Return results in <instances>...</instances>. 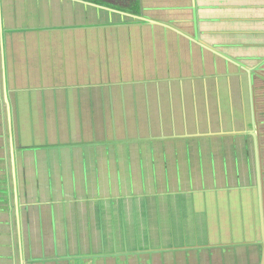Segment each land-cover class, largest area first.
Returning a JSON list of instances; mask_svg holds the SVG:
<instances>
[{
  "label": "crops",
  "instance_id": "0c3cea01",
  "mask_svg": "<svg viewBox=\"0 0 264 264\" xmlns=\"http://www.w3.org/2000/svg\"><path fill=\"white\" fill-rule=\"evenodd\" d=\"M106 1L0 0V264H215L250 244L262 258L260 217L235 229L222 210L216 238L198 230L206 206L176 196L219 188L229 206L246 189L258 208L259 188L264 206V0ZM133 38L142 77L128 66L127 78L142 91L116 82L109 54L126 43L136 61ZM130 91L146 112L128 110ZM74 219L89 242L64 249L60 224Z\"/></svg>",
  "mask_w": 264,
  "mask_h": 264
},
{
  "label": "rangeland",
  "instance_id": "374dc122",
  "mask_svg": "<svg viewBox=\"0 0 264 264\" xmlns=\"http://www.w3.org/2000/svg\"><path fill=\"white\" fill-rule=\"evenodd\" d=\"M98 1L100 3H103L104 5H105V3L108 4V2L106 0H101V1L98 0ZM96 10H97L96 12L100 15V18H102V19L104 18V19H107L108 20V12H103L102 9H96ZM98 10H100V12ZM127 40L128 39H125V42H127ZM138 42H139L138 41V38L131 39V44L135 45L136 47L134 46V48H135L136 51H138V53L136 52V55H139L138 58L136 59V61L132 62L133 64L130 61H128V58L132 57L133 54L130 53L131 47H128V45L126 43H124V45H123L124 47H122L123 49L122 48H119L121 51L124 50V53L127 52L126 55H122L120 57L119 55H117L118 53L115 50H113L115 48H111V51L112 50L113 51L111 53H109V54L111 56V59L113 60L114 69L116 68V66L121 69V71L119 73V76H122V77H119L116 82H120V81L128 82V83H126L124 85V88L128 89L131 86L132 90H135V91H139L140 90V91H142L140 89V86H141L140 83L138 84V86L136 85V87L135 86H132V84L130 83V81L127 78V76L129 75V72L130 71L129 70H126V67L133 66L135 68V71L134 72L135 73H138L139 72L138 71L139 68H137L136 65H137V62H139L142 59V57H143L142 56L143 55V49L140 48V46L138 45ZM122 57H124V58H122ZM120 60H121V62H120ZM146 67H147V65H145L144 68H146ZM234 67H235L236 70H238V71L240 70L239 66H234ZM141 74L142 73H138L137 78L138 77H142ZM93 76H94L95 81L97 82L98 80H97L96 75L93 74ZM94 79H92V80H94ZM108 81L110 82V79L109 78H108ZM97 83H101V82L99 81ZM141 87L144 88V86H141ZM129 93H130V99L127 102V107L129 108L128 110H130V107L135 108V107L138 106L139 108H143L144 112H146V110H147V104L145 102V100H146L145 99V94L144 93H139V92L136 93L134 91H130ZM262 93H264V85H263V88H262ZM127 96L128 95H126V97ZM118 100H119L118 103L121 104V100H122L121 93H119ZM262 101H263V104L262 105H264V99H262ZM166 108H168V107H166ZM261 108H262L261 110H264V107L263 106ZM259 113L261 114V116L259 114V117H258L259 120L262 121V122H264V111L259 112ZM111 114H112L111 112L108 113L109 116ZM108 120L109 119H107V123H108ZM89 123H91V122H88L86 124L87 125V133L89 132V130H88V128H89L88 124ZM251 127H253V126L251 125ZM262 127L264 129V126H262ZM262 133H264V130L262 131ZM260 134H261V132H260ZM262 142H263L262 143L263 144V147H261V152L263 154V165H264V135H263ZM32 144L33 143H32V140H31L29 142V146H31ZM192 146L195 147L194 145H192ZM144 150L146 152H148V148H146ZM203 152H204V155L207 156L206 159H205V162L206 163L204 162L203 163V166L200 167L199 170H200V173L202 172V174H203V171H204L203 176H204L205 181L207 182L208 179H210L209 176H212L213 175L214 170L217 171V169L220 170V168H217L216 166L213 165L212 157L215 155V153H213V151L209 147V145H208V149L207 150H204ZM230 154H232V156H234V152L233 151H231ZM86 156H87V158H89L90 157L89 153H86ZM127 157H129V156L127 155L126 158ZM219 159H221V157H219ZM195 162L198 163V160L196 159ZM241 172H243V170H241ZM173 175H174V173L172 171H170V178H172ZM165 178L167 179V177H165ZM216 180H217L216 177L214 178V180L213 179L212 180L210 179V182L211 183H208L209 186H211L212 184H214V182H216ZM160 181L163 183L162 184V187H164L166 189V187L168 185L167 181H165L164 178L163 179H160ZM218 190L219 191H217L216 193H215V191H213L214 193H209L208 191H205L204 192L205 196L203 194H199L198 193V194H196V195L193 196L194 198H191V196H188V195H183V197L180 199V197L176 196L179 201L183 202V205L185 207H189L190 209H192L194 207V204L192 202L193 199H194L195 204L197 205V208H198V206H200L201 208H203L204 206H206L204 208H206L205 209L206 210V215L209 218V221L206 222L205 215H202L201 216V223H199V225H197L198 226V230L199 229L200 230L201 229L203 230V228H204V230L208 229L207 228V223H208L209 229L212 230V232L214 234H216V238H217L218 237V232L216 231L217 230L216 220L217 219H225L224 215H221V213H222V210H227V208L228 209L230 208V210L232 212V218H233L232 219V222H233V224L235 226V229L239 228L240 225H242V223L244 221H245L246 225H249L251 223V219L253 217L256 219L257 216H258V218H259V213H257L258 212V209L254 210L253 207H251V208L250 207L245 208V207H242L243 205H241L242 204V201L241 200H244V202H245L246 205L253 200V199H250L251 197H250V194H249V190L243 189L241 191H238L234 195V197H233V199L234 198L235 199L229 204V206L225 202L227 193L225 191H223L224 189L222 190V189H219L218 188ZM254 191L256 192V197L259 200V188L257 190L255 189ZM216 194L219 195V197H217ZM176 197L173 198V201L174 202L176 201ZM240 201H241V204H239ZM94 202L95 201L91 197V198H89V200H86V201H84L82 203V205H83L82 207L84 208L85 205L90 204L91 211L93 212L95 210V206H97ZM106 203L108 204V208H109L110 207V204H111V199L108 198L106 200ZM156 208H157L156 206H154V205L152 206L151 212H152L153 217L156 214ZM254 208H256V204H254ZM96 211H98V210L96 209ZM218 211H220V212H218ZM156 219H157V215H156V217H154V221ZM258 221H259V219H258ZM72 222H73L72 224H69L68 225L67 232H66V229H65V223L63 222V223L60 224L64 228H62V230L59 231L58 234H59V238L62 237L61 239H62V243L64 245V249H67V246H69L70 248H72V250H75V249H77V248H79V247H81V246L84 245V240H86L87 242H89V237L88 238L82 237L80 239V242L78 241V235H77V233L72 231L73 230V227L77 228L76 223H74L75 222V219L72 220ZM260 224H261V222H260ZM181 225H182V223L180 222L179 226L181 227ZM186 225H187V228H188L187 230L188 231H191V234H193V230L194 229H192V227H191L192 224H190V222H189ZM201 225H202V227H201ZM71 226H72V230H71ZM95 232H97V230ZM223 233H224V231H222L220 233L221 234V237H224V239H226V237H228V236H222ZM131 234L132 235H135L136 233H135V231H133ZM144 234L145 233L142 230L141 235L144 236ZM224 235H226V233H224ZM51 236H52V234H50V238L49 239H51ZM80 244H81V246H80ZM144 244H145V242H144ZM220 252L219 251L216 252V257L215 258L217 259V261H214L215 264H221L220 262L222 260H223V264H260L261 252L262 251H261L260 247H255V245L250 244L246 248H243V249L240 248L239 251L236 250V252H237L238 255H236V254L233 253L234 254L233 257L230 255V252H225L224 254L222 253V257H221V256H219ZM144 255H146V254H144ZM230 256L233 258V260L230 259ZM142 258H143V264H146L147 257L146 256H142ZM167 258H169V257H167ZM163 262H165L163 264H170L168 259H167V261L164 260ZM171 264H175V263H172L171 262Z\"/></svg>",
  "mask_w": 264,
  "mask_h": 264
},
{
  "label": "water",
  "instance_id": "95a60500",
  "mask_svg": "<svg viewBox=\"0 0 264 264\" xmlns=\"http://www.w3.org/2000/svg\"><path fill=\"white\" fill-rule=\"evenodd\" d=\"M258 210H259L258 212H259L261 227H262V230L264 232V206H263V201L260 198V195H259ZM260 264H264V252H263V256L261 258V263Z\"/></svg>",
  "mask_w": 264,
  "mask_h": 264
},
{
  "label": "trees",
  "instance_id": "16d2710c",
  "mask_svg": "<svg viewBox=\"0 0 264 264\" xmlns=\"http://www.w3.org/2000/svg\"><path fill=\"white\" fill-rule=\"evenodd\" d=\"M251 203H252V201L249 202V203L247 204V205H248V206H247V205L245 204L244 200H242V204H241V205H243L242 207H245V208H247V207H250V208H251V207H252V204H251ZM254 204H256V201H255ZM244 205H245V206H244ZM253 209H254V210L258 209V208H257V204H256V208H254V206H253Z\"/></svg>",
  "mask_w": 264,
  "mask_h": 264
}]
</instances>
